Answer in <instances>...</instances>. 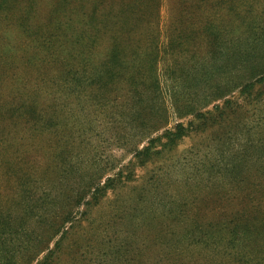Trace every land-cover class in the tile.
<instances>
[{
	"label": "rangeland",
	"instance_id": "374dc122",
	"mask_svg": "<svg viewBox=\"0 0 264 264\" xmlns=\"http://www.w3.org/2000/svg\"><path fill=\"white\" fill-rule=\"evenodd\" d=\"M244 47L264 0H0V264H264Z\"/></svg>",
	"mask_w": 264,
	"mask_h": 264
},
{
	"label": "trees",
	"instance_id": "16d2710c",
	"mask_svg": "<svg viewBox=\"0 0 264 264\" xmlns=\"http://www.w3.org/2000/svg\"><path fill=\"white\" fill-rule=\"evenodd\" d=\"M240 51H241L240 53H241L242 58H238L236 54H234V57H235V60L237 58L236 65H238V67H240V69L243 71H245L246 68H251V64L252 62H254V60L259 59V60L264 61V53L261 55H258L245 47L242 48V50ZM253 86H255V82H249L248 79H246L243 84L239 85L242 94L247 93V92L249 93L251 89L253 88ZM184 132H185V129L182 127V125L178 124L174 128L173 131L169 130V131H166L164 134L167 137L168 142H173L176 139L181 138L184 135ZM226 232L227 230H221V231L209 233L207 236L204 237V241H206L207 243L208 242L216 243V241L226 242L227 244L235 243L237 244V246L244 247L247 249L249 246H245L244 242L246 240L252 241L253 239H255V237H249L248 234H244L243 232H241V229H238L237 227H235L233 230L228 231L227 233ZM193 239L196 240L197 237ZM204 241L202 242L206 243Z\"/></svg>",
	"mask_w": 264,
	"mask_h": 264
}]
</instances>
